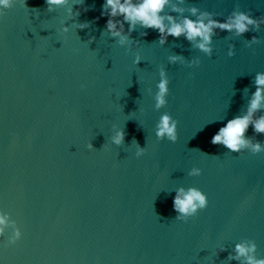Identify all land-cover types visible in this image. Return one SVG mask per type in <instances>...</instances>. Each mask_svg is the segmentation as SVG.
Wrapping results in <instances>:
<instances>
[{
	"label": "water",
	"instance_id": "water-1",
	"mask_svg": "<svg viewBox=\"0 0 264 264\" xmlns=\"http://www.w3.org/2000/svg\"><path fill=\"white\" fill-rule=\"evenodd\" d=\"M103 2L84 0L76 16L77 0L51 11L45 0H14L0 15V213L10 222L0 264H247L238 244L264 260V150L210 143L247 111L264 73V25L216 29L211 54L126 23L121 45L105 30ZM172 3L183 11L163 14L177 20L195 19L193 7L218 20L264 17V0ZM164 117L174 141L158 135ZM245 138L264 149L251 125ZM179 190L206 197L187 221L172 208ZM12 224L22 236L5 246Z\"/></svg>",
	"mask_w": 264,
	"mask_h": 264
},
{
	"label": "clouds",
	"instance_id": "clouds-1",
	"mask_svg": "<svg viewBox=\"0 0 264 264\" xmlns=\"http://www.w3.org/2000/svg\"><path fill=\"white\" fill-rule=\"evenodd\" d=\"M67 0H45L49 11L52 7L64 5ZM182 3L183 0H180ZM22 5H26V0H21ZM14 5V0H0V15L10 9ZM84 0H77V11L74 15H80V8L83 7ZM171 6L173 12L181 13L182 8L172 3V0H104L101 5V17H107L105 30L113 37L118 38L121 45L125 44L127 37L124 33L125 23L128 25V31L135 30L137 26L142 29H152L159 35V43L161 45L167 42L169 36L179 38L183 36L187 41L194 42L195 47L204 53L211 54L212 37L216 29L222 31L234 32L236 35H242L251 29H259L264 25V17L253 18L247 12H233L223 20L215 19L210 13L200 12L193 7L190 9L191 16L183 17L177 20L172 15H164V9ZM88 11L89 8H83ZM72 13L70 12V15ZM88 23L79 24L77 27L81 30L88 27ZM63 33L68 32L65 26L62 28ZM143 35H147L144 32ZM256 37H252V43L256 42ZM90 38L89 43H91ZM232 52L229 53L231 55ZM179 57H172L176 60ZM139 62V57L136 61ZM159 93L156 96L158 106L164 103L166 93V82H161L158 85ZM255 92L252 94L247 111L244 115L233 117L223 123L221 127L212 135L210 143L213 145L222 144L227 149L238 152L242 148L251 147L254 153H259L262 149L259 143L250 145L245 138V132L251 125L257 133L264 134V116L258 119H253L254 113L257 112L262 104H264V73H257L255 77ZM175 124L169 126V118L164 117L163 123L160 125L158 135L167 134L168 138L175 140ZM124 139V133L120 132L112 138L115 145H120ZM89 147H91L89 145ZM143 154V149L137 147L136 155L139 157ZM206 197L200 192L192 190L185 194L183 190H179L172 199V208L176 212L177 219L187 221V218L194 216L198 210L206 207ZM10 226L9 217L5 213H0V237L5 236V230ZM12 231L8 234L5 246L14 245L21 239L22 233L19 227L15 224L11 225ZM254 251V245H237V257H247V264H264V260H256L249 255Z\"/></svg>",
	"mask_w": 264,
	"mask_h": 264
}]
</instances>
